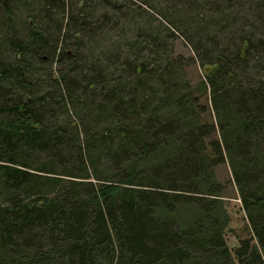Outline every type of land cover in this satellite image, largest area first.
<instances>
[{
	"label": "trees",
	"instance_id": "obj_1",
	"mask_svg": "<svg viewBox=\"0 0 264 264\" xmlns=\"http://www.w3.org/2000/svg\"><path fill=\"white\" fill-rule=\"evenodd\" d=\"M30 1L0 0V264H264V1L172 0L153 30Z\"/></svg>",
	"mask_w": 264,
	"mask_h": 264
},
{
	"label": "rangeland",
	"instance_id": "obj_2",
	"mask_svg": "<svg viewBox=\"0 0 264 264\" xmlns=\"http://www.w3.org/2000/svg\"><path fill=\"white\" fill-rule=\"evenodd\" d=\"M65 2H69L70 0H64ZM89 2L91 5H96V6H102V5H108L114 6V7H120L121 9H125L126 11L129 12V15L134 18V20L137 23H140L142 25H148L150 29H155V28H162L160 27V23H162L163 27L165 26L170 27L166 21H164L161 18V10L162 8L166 6H172L174 4L172 0H86ZM264 1V0H261ZM73 2V0H72ZM202 2V1H201ZM257 0H247V18L254 20L257 19V13L253 9L255 6ZM259 2V1H258ZM205 3V1H203ZM21 10L16 8V16L21 20V21H28V16L27 14H32L36 13V9L32 2L30 0H21L20 2ZM179 6H175L172 10H179ZM23 9V10H22ZM187 15V14H186ZM199 19L203 20L207 16L205 13L198 14ZM191 19L194 18V15H188ZM188 17V18H189ZM59 21L62 19V13L56 16ZM64 22L66 20V17L64 16ZM248 21V22H249ZM173 32V30H171ZM257 31V30H256ZM176 36L177 33L173 32ZM172 47H173V52L174 54H178L183 57L185 60L186 58L191 57V52L187 46H185V43L181 38L173 39L171 41ZM187 75L189 79L194 83L197 81L198 76H201V72L198 68V65L195 63L194 65H190L189 67L186 68ZM217 177L220 182H226L230 180V173L227 169L226 166H220L217 168ZM226 196L228 198V204L230 209H232V224L231 227L234 228L233 232L234 234L239 237V238H245L247 236V232L249 231L248 226H246L247 223L242 222V216H235V212L237 211V207L240 206L239 200L237 199V191L235 189V186L230 183L227 188ZM234 215V217H233ZM247 227V230L245 229Z\"/></svg>",
	"mask_w": 264,
	"mask_h": 264
}]
</instances>
